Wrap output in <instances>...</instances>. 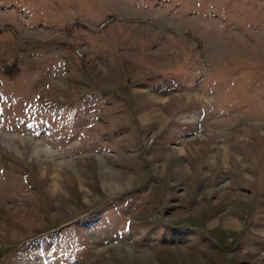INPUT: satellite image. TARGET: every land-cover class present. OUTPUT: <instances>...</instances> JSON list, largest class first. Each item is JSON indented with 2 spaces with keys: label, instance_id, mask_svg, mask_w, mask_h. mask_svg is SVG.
<instances>
[{
  "label": "rangeland",
  "instance_id": "rangeland-1",
  "mask_svg": "<svg viewBox=\"0 0 264 264\" xmlns=\"http://www.w3.org/2000/svg\"><path fill=\"white\" fill-rule=\"evenodd\" d=\"M0 264H264V0H0Z\"/></svg>",
  "mask_w": 264,
  "mask_h": 264
},
{
  "label": "bare ground",
  "instance_id": "bare-ground-1",
  "mask_svg": "<svg viewBox=\"0 0 264 264\" xmlns=\"http://www.w3.org/2000/svg\"><path fill=\"white\" fill-rule=\"evenodd\" d=\"M146 115V114H145ZM144 114H143V121H144V125L145 126H148V121H149V117L147 118L146 116H145ZM146 122V123H145ZM149 127V126H148ZM33 152L36 154V156H38L39 157V161H40V163H43V160H42V158H41V155L42 154H45V153H47L48 152V149H46V148H44V147H41L40 145H39V143L38 142H36V144L33 146ZM55 161V164H62V161H60V160H58V159H55L54 160ZM102 172H103V176H105L107 173H112L110 170H108L106 167H102ZM53 180H54V176H53ZM53 182V187H54V189L57 187L56 186V182H54V181H52ZM104 184L105 185H107V186H110V182L108 183V182H104Z\"/></svg>",
  "mask_w": 264,
  "mask_h": 264
}]
</instances>
